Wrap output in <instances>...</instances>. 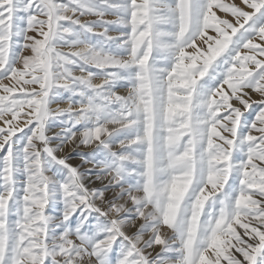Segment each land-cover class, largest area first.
Here are the masks:
<instances>
[{
    "label": "snow or ice",
    "instance_id": "obj_1",
    "mask_svg": "<svg viewBox=\"0 0 264 264\" xmlns=\"http://www.w3.org/2000/svg\"><path fill=\"white\" fill-rule=\"evenodd\" d=\"M0 264H264V0H0Z\"/></svg>",
    "mask_w": 264,
    "mask_h": 264
},
{
    "label": "rangeland",
    "instance_id": "obj_2",
    "mask_svg": "<svg viewBox=\"0 0 264 264\" xmlns=\"http://www.w3.org/2000/svg\"><path fill=\"white\" fill-rule=\"evenodd\" d=\"M109 19H112L111 17H109ZM253 99H259V97H256L255 95L253 96ZM83 151H90V149H85ZM78 159L77 160H74L73 163H78ZM97 187H99V185H97Z\"/></svg>",
    "mask_w": 264,
    "mask_h": 264
}]
</instances>
